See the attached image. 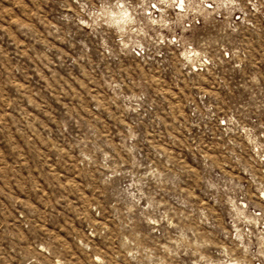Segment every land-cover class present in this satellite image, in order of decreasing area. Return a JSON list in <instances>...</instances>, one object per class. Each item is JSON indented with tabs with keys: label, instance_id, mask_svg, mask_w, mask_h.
Returning a JSON list of instances; mask_svg holds the SVG:
<instances>
[{
	"label": "rangeland",
	"instance_id": "rangeland-1",
	"mask_svg": "<svg viewBox=\"0 0 264 264\" xmlns=\"http://www.w3.org/2000/svg\"><path fill=\"white\" fill-rule=\"evenodd\" d=\"M174 1L0 0V264H264V0Z\"/></svg>",
	"mask_w": 264,
	"mask_h": 264
},
{
	"label": "built area",
	"instance_id": "built-area-1",
	"mask_svg": "<svg viewBox=\"0 0 264 264\" xmlns=\"http://www.w3.org/2000/svg\"><path fill=\"white\" fill-rule=\"evenodd\" d=\"M204 5L206 6V8H210L211 7V5L209 3H205ZM186 6L187 5H186L185 0H175L173 2V5H172V8L171 9H174V10H176L178 12H182V11H184L186 9ZM151 12L152 13L160 12V8L155 3H152L151 4V9H150V11H147V13L149 15H151ZM199 23H200L199 17L198 16H195L194 21L192 22V20H191V23L190 24H192V25H198ZM163 44H164V42H163ZM131 50H132V53L135 56L143 57V55L146 54V49L142 45V41L141 40H139V42L137 44H135V46H133ZM189 52L192 54L193 53V50H190ZM203 61H205V59ZM203 63L204 62H201L200 64H203Z\"/></svg>",
	"mask_w": 264,
	"mask_h": 264
}]
</instances>
